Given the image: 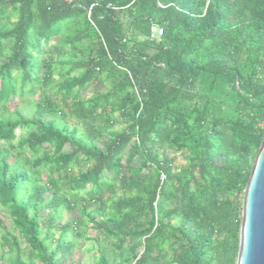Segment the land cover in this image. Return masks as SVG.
Instances as JSON below:
<instances>
[{"label":"trees","instance_id":"1","mask_svg":"<svg viewBox=\"0 0 264 264\" xmlns=\"http://www.w3.org/2000/svg\"><path fill=\"white\" fill-rule=\"evenodd\" d=\"M5 50L0 106L38 99L0 117V264H61L76 239L93 264H236L264 0H0Z\"/></svg>","mask_w":264,"mask_h":264},{"label":"water","instance_id":"2","mask_svg":"<svg viewBox=\"0 0 264 264\" xmlns=\"http://www.w3.org/2000/svg\"><path fill=\"white\" fill-rule=\"evenodd\" d=\"M236 264H264V138L244 192Z\"/></svg>","mask_w":264,"mask_h":264},{"label":"rangeland","instance_id":"3","mask_svg":"<svg viewBox=\"0 0 264 264\" xmlns=\"http://www.w3.org/2000/svg\"><path fill=\"white\" fill-rule=\"evenodd\" d=\"M7 53L8 52L5 50L2 52V54H0V62L4 61L5 55ZM55 77H56V75H55ZM89 92H90V89H87L85 91V93H87V94H89ZM37 99H38V92L35 95L25 94L22 97H20L19 95L12 96L4 106H0V117L7 116L9 114V112H11L12 109H14V108H18L24 116L32 117L35 115L33 102H35ZM18 131H19V129H16V133ZM0 144H1V142H0ZM163 149L168 156H173L177 162H183L181 160L179 154L174 153L170 147L166 146ZM9 163H10V166L12 168H15V167L23 164L24 166L27 167V170L36 177L38 182H40V183L44 182L45 175L44 174H35L33 172V170L30 169V167H28L27 165L24 164L23 158H17V157H13L11 155L9 157ZM57 214L62 220L68 219L70 217H75L77 215V213H75V212L69 214L62 209L59 210V212ZM0 219H2L6 223L9 220L7 218V216L2 212L1 208H0ZM76 240L79 241L80 248L76 247L74 249L73 254H72V256H73L72 260L66 256L62 259L61 264H67V263L68 264H77L78 259H79V264H93V260L97 255L96 246H93V248H90V241L83 240L81 242V240H78V239H76Z\"/></svg>","mask_w":264,"mask_h":264},{"label":"built area","instance_id":"4","mask_svg":"<svg viewBox=\"0 0 264 264\" xmlns=\"http://www.w3.org/2000/svg\"><path fill=\"white\" fill-rule=\"evenodd\" d=\"M64 1L70 2V1H74V0H64ZM87 13L89 15L90 11L88 10ZM162 33H163L162 27H160L158 25H154L151 28V31L149 33V38L150 39H157V38H159L161 36Z\"/></svg>","mask_w":264,"mask_h":264}]
</instances>
